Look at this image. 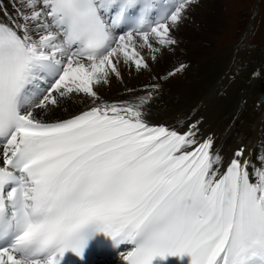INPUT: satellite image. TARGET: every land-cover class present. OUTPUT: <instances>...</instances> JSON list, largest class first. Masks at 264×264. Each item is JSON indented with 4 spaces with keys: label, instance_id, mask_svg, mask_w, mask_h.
Listing matches in <instances>:
<instances>
[{
    "label": "snow or ice",
    "instance_id": "6c2138e0",
    "mask_svg": "<svg viewBox=\"0 0 264 264\" xmlns=\"http://www.w3.org/2000/svg\"><path fill=\"white\" fill-rule=\"evenodd\" d=\"M196 2L0 0V264L103 244L123 264H264V155L225 163L197 123L150 124L158 84L98 91L171 51Z\"/></svg>",
    "mask_w": 264,
    "mask_h": 264
},
{
    "label": "bare ground",
    "instance_id": "6f19581e",
    "mask_svg": "<svg viewBox=\"0 0 264 264\" xmlns=\"http://www.w3.org/2000/svg\"><path fill=\"white\" fill-rule=\"evenodd\" d=\"M217 1L199 0V7L192 6L188 18L172 33L177 44L160 55L150 70L137 73L125 68L124 83L114 80L98 91L104 101L120 103L133 101L150 90L146 86L158 84L159 94L146 119L184 129L197 123L200 137L211 136L225 163L243 146L246 157L258 164L257 155H264V100H259L264 93V40L249 58L239 56L241 47L235 46L201 64L200 55L212 51ZM181 65L182 73L174 76H185L184 80L165 78Z\"/></svg>",
    "mask_w": 264,
    "mask_h": 264
},
{
    "label": "rangeland",
    "instance_id": "374dc122",
    "mask_svg": "<svg viewBox=\"0 0 264 264\" xmlns=\"http://www.w3.org/2000/svg\"><path fill=\"white\" fill-rule=\"evenodd\" d=\"M225 2H226V4H227V7L224 5V3H223V1H222V3L220 4V8H221V11L222 12H224V11H226V13H228V14H226V15H224L223 17L225 18V19H228V18H232V17H234V19H233V21H234V24H233V21H231V24L233 25V27L234 28H239L240 29V26L241 27H243L244 28V26H246V24H247V20L245 21L244 20V18H249V16L250 15H247V14H249V13H252L251 11H252V7H253V0H224ZM234 1H235V6L233 7L232 5H233V3H234ZM199 2V1H198ZM195 7L197 6V7H199L200 6V3H198V4H195L194 5ZM263 6H264V4H263ZM196 7V8H197ZM218 7V1H217V3H216V5L214 6V8L216 9H214V11H213V13L212 14H215V15H217L218 16V18H217V21H218V24L216 25L217 27L218 26H220L221 25V17H220V13H219V9L217 8ZM227 8V9H226ZM230 12H232V15H230L229 13ZM262 19H264V7H263V10H262ZM217 27L214 29L215 30V35H214V38H213V40L212 41H210V45H211V48H212V51L208 54V56H210L211 54H212V52H213V43H214V39H216V33H217ZM222 28V27H221ZM263 30H264V28H263ZM261 35L263 36V34H262V32L261 33H259V36L256 38V39H254L253 41H256V46L260 43V41H261ZM264 37V36H263ZM264 40V39H263ZM228 43H230V42H228ZM263 43V42H262ZM262 43L260 44V45H262ZM228 45H230V44H228ZM260 45H258L256 48H258ZM238 47H239V45H237ZM235 47V46H234ZM233 47H229V48H227V49H225L224 51H226V50H230V49H232ZM245 48H247L246 46L244 47V49ZM256 48H253V49H250V50H243L242 48H241V51H240V53H239V56H241L242 58H249L250 56H252V53L251 54H248L247 52H251L252 50H254V49H256ZM239 49H240V47H239ZM224 51H222L221 53H223ZM220 53V54H221ZM220 54H216V55H213L212 57H210L207 61H205L204 63L202 62V57H201V55H200V59H199V61H200V63L201 64H208V63H210L211 61H213L217 56H219ZM248 54V55H247ZM201 64H199V65H201ZM198 69V68H197ZM178 76V80H184V78H185V76H181V75H177ZM177 76H174V78L175 77H177ZM115 83H119V82H117V81H115ZM75 105V104H74ZM76 106V105H75ZM74 106V107H75Z\"/></svg>",
    "mask_w": 264,
    "mask_h": 264
}]
</instances>
